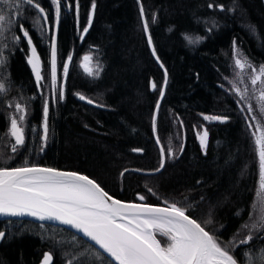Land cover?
<instances>
[{
  "label": "trees",
  "instance_id": "16d2710c",
  "mask_svg": "<svg viewBox=\"0 0 264 264\" xmlns=\"http://www.w3.org/2000/svg\"><path fill=\"white\" fill-rule=\"evenodd\" d=\"M39 2L49 14L42 32L33 23L36 10L26 4L17 19L13 0H0V14L16 20L17 25L23 23L29 30L45 83L51 78L50 44L57 20L51 0ZM92 4L93 0H62L55 36L57 64L62 67L69 54L72 61L65 76L64 99L56 103L48 99L46 140L42 139L45 87L38 86L27 62V41L22 39L13 48L12 33H7L4 74L11 88L0 101V156L13 159L5 166L41 165L79 172L125 201H141L139 197L143 196L142 202L148 204L178 202L188 209L186 214L222 243L233 238L243 240L249 232L242 226L250 224L257 214L254 205L259 160L248 112L231 91L230 82L237 72L233 41L242 59L246 57L253 65L264 64V0H95V9ZM209 4L214 7L209 8ZM145 20L148 33L143 28ZM87 25L89 31L82 40L80 35ZM16 34H20L18 27ZM184 34L202 40L189 44ZM149 35L152 46L148 44ZM152 47L156 56L152 55ZM86 54L102 66L98 77L88 76L81 68ZM77 94L94 103L81 100ZM16 102L27 106L23 125L26 142L13 154V140L6 133L10 105ZM204 115L228 119L210 122L203 119ZM201 128L208 132L206 149L196 137ZM161 146L166 153L163 168ZM169 147L172 157L167 156ZM43 225L0 220V231L6 233L0 239V264H41L45 252L53 255V264H66L64 253L70 248L55 245V241L70 242L74 233ZM81 243L82 247L71 251L87 248V242ZM262 248L264 232L255 234L250 245L239 246L233 254L238 263L246 264L243 254ZM82 259L90 264L89 253Z\"/></svg>",
  "mask_w": 264,
  "mask_h": 264
},
{
  "label": "snow or ice",
  "instance_id": "6c2138e0",
  "mask_svg": "<svg viewBox=\"0 0 264 264\" xmlns=\"http://www.w3.org/2000/svg\"><path fill=\"white\" fill-rule=\"evenodd\" d=\"M17 8V19L22 13L20 9L23 5L36 10L37 15L34 19V26L40 27L43 31V24L49 19V14L43 8L39 0H13ZM55 6V17L59 21L62 0H51ZM95 9V0L92 4ZM209 8L214 5L209 4ZM224 10L222 5H219ZM79 5L77 4V11ZM143 18L144 8H140ZM155 15H153V22ZM92 23V15L89 14L88 24ZM20 34H16V29ZM255 31L254 26H250ZM144 32L148 33L149 24L144 21ZM89 31L86 26L81 33V39ZM7 33H12L11 44L15 48L22 39L27 41L30 49V55L27 62L31 65L37 84L44 79L41 74V61L37 54L33 39L29 30L23 23L17 25L16 20L11 19L5 14H0V101L7 95L11 88V81L5 76L4 70L8 63V56L5 54L9 49ZM184 39L189 44L198 43L202 37L193 38L189 34H184ZM148 44L152 46L151 36H148ZM51 83L53 86L52 103L64 99V88L61 84L59 89L57 84V44L56 38L51 37ZM234 64L238 69L232 84L231 91L234 92L241 101L247 99L250 90L247 86L241 88L240 85L250 83L252 98L257 101L258 109L261 115H264V64L259 67L253 65L246 57L243 59L242 53L236 47L233 41ZM152 55L156 56L155 48L152 47ZM157 60L159 58L157 57ZM72 61V55L69 54L66 61L63 62V74L67 76L69 63ZM81 68L88 76L98 77L102 70L99 62L93 63L91 54H86L82 58ZM163 68L164 65L160 64ZM167 85V70H165L164 86ZM153 89L156 85H152ZM160 97H164V87L159 89ZM79 95L81 100L87 98ZM87 103L93 104L94 101L87 99ZM10 107H14V112L10 114V126L6 137L14 140L11 144V152L17 153L25 145L26 136L24 122L27 119V106L16 102ZM157 110L160 107V101H157ZM241 111H244L241 108ZM249 114L253 111L251 104L247 105ZM44 123L42 125L44 136L47 139L49 114V100L45 99L43 106ZM247 119V117H245ZM205 121H227V116L204 115ZM179 120V117H177ZM253 120L256 117L253 116ZM153 131H156V115L152 117ZM181 126H183L181 121ZM251 128L252 125L249 124ZM256 152L259 158V186L257 191L258 205L255 218L250 224L242 226V230H247L249 235L241 241L233 238L224 244L217 239L214 234L206 230L196 219L189 216L187 208L178 205V202L165 201V206H153L143 203H126L114 199L98 183L86 175L77 172L60 171L55 168H44L39 166L9 167L5 166L12 156L6 158L0 156V215L10 217L30 216L39 221H57L62 225L69 226L75 230L71 241H55V245L64 247L69 246L70 251L64 253L66 264H85L82 259L86 253L90 254V264H237L233 254L239 246L250 245L255 238V234L264 232V124L259 121L252 133ZM197 137L202 149L207 148L208 132H197ZM2 139V138H0ZM156 143H161L157 137ZM183 151V145L180 148ZM141 151V149H134ZM161 163L163 168L165 162V148L160 147ZM174 155L171 147L167 150V156ZM156 169L155 171H159ZM127 171V170H125ZM123 175V173H121ZM151 191V189H149ZM142 201L145 198L140 196ZM205 224L210 221H205ZM41 227H44L41 224ZM79 234V235H77ZM157 234L166 238V243L162 245L161 240L157 239ZM6 233L0 231V239L4 238ZM86 238V239H85ZM81 240L87 242V248L83 251L72 252L71 249L82 247ZM98 246V248L96 247ZM102 250V251H101ZM106 254V257L105 255ZM246 264H264V248L253 252L251 249L244 254ZM41 264H53V255L45 252Z\"/></svg>",
  "mask_w": 264,
  "mask_h": 264
},
{
  "label": "rangeland",
  "instance_id": "374dc122",
  "mask_svg": "<svg viewBox=\"0 0 264 264\" xmlns=\"http://www.w3.org/2000/svg\"><path fill=\"white\" fill-rule=\"evenodd\" d=\"M90 13L92 15V10L90 11ZM88 25H87V27H88ZM80 38H81V35H80ZM234 59H235V57H234ZM255 66L259 67L258 65H255ZM237 71H239V70L237 69ZM64 81H65V76L63 74V66L59 67L58 64H57V84H56V88L59 89L61 84L63 85V88H64ZM42 84L45 87V94H46L45 95V99H51L52 100L53 86H52V83H51V78H50L49 82H45V83H44L43 80H41L39 85L42 87ZM245 86H247L249 88L250 94H249V97L247 99L242 101V105L245 106L246 110H247V105L248 104H251L253 106V111H252L251 114L248 113V115H249L248 117H249V120H250V124L252 125V130L254 131L255 128H256L257 121H259L261 124H264V115H261V113H260V111L258 109L257 101L252 98L251 89H252L253 86L250 83H247L246 85H244V84L240 85L241 88H243ZM13 112H14V107H11V109L9 111V117H10V114H12ZM253 116L256 117V120H253ZM9 117H8V128L10 126ZM43 123H44V114H43ZM43 123H42V125H43ZM204 130H205L204 128H201V130L197 131V132H203ZM197 132H196V137H197ZM197 139H198V137H197ZM198 141H199V139H198ZM13 143H14V140H13ZM258 160H259V158H258ZM258 186H259V181H258ZM256 205H258V196H256Z\"/></svg>",
  "mask_w": 264,
  "mask_h": 264
},
{
  "label": "water",
  "instance_id": "95a60500",
  "mask_svg": "<svg viewBox=\"0 0 264 264\" xmlns=\"http://www.w3.org/2000/svg\"><path fill=\"white\" fill-rule=\"evenodd\" d=\"M56 27H57V22H56V25H55V28H54V33L53 35L56 36ZM29 166H33V165H29ZM35 166H39V167H44V168H53V167H47V166H41V165H35ZM55 169H58V168H55ZM60 171H69V172H75V171H72V170H65V169H58ZM79 173V172H77ZM81 175H85V174H82V173H79ZM87 176V175H86ZM89 177V176H88ZM90 178V177H89ZM92 179V178H90ZM93 180V179H92ZM96 182V181H95ZM97 183V182H96ZM109 194V193H108ZM110 195V194H109ZM112 196V195H110ZM114 199H118L114 196H112ZM118 200H121V199H118ZM123 202H126V203H143V204H148V203H144L142 201H125V200H121ZM148 205H153V206H160V207H164L165 205H156V204H148ZM0 220H27V221H31V222H36V223H41V224H49V225H53V226H59V227H62L72 233L75 234V230L74 229H70L69 226H66V225H62L60 224L59 222L57 221H39L38 219L34 218V217H30V216H21V217H10V216H3V215H0ZM79 235V234H77ZM86 239V238H85ZM158 239V238H157ZM98 248V246H96ZM102 251V250H101ZM106 256V254H104ZM237 264H240L237 262Z\"/></svg>",
  "mask_w": 264,
  "mask_h": 264
},
{
  "label": "flooded vegetation",
  "instance_id": "af4514ba",
  "mask_svg": "<svg viewBox=\"0 0 264 264\" xmlns=\"http://www.w3.org/2000/svg\"><path fill=\"white\" fill-rule=\"evenodd\" d=\"M215 235V234H214ZM157 236L159 237V240H161V243L164 245V241L166 240V238H164V237H161L159 234H157ZM217 237V236H216ZM217 239L219 240V241H221V239L219 238V237H217Z\"/></svg>",
  "mask_w": 264,
  "mask_h": 264
}]
</instances>
